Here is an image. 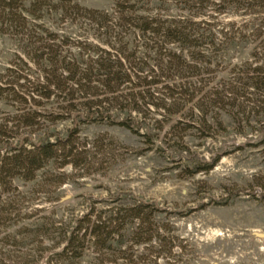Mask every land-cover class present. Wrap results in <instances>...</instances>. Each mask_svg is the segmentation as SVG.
<instances>
[{"label":"trees","instance_id":"trees-1","mask_svg":"<svg viewBox=\"0 0 264 264\" xmlns=\"http://www.w3.org/2000/svg\"><path fill=\"white\" fill-rule=\"evenodd\" d=\"M77 1L0 0L1 22L18 27L22 54L43 74L35 80L18 75L0 86V99L18 102V127L37 129L45 122L68 119L73 124L64 137H23L13 145V132L0 122V192L9 191L16 178L35 179L50 163L59 168L78 165L71 156L77 149L74 141L82 124L118 125L139 134L143 121L130 116L116 119L109 113L111 107L137 113L156 108L171 116L181 112L203 90L193 78L205 73L204 69L212 72L207 67L213 61L230 46L244 41L252 43L249 57L230 68L220 88L206 90L188 109L192 122L196 118L204 125L209 112L217 110L211 118L221 129V113L228 115L242 133V122L249 126L256 119L264 127V0H146L147 9L137 5L139 0H117L115 16L86 11L92 22L107 29L101 44L62 36L34 23L48 9L61 10L64 15L84 10ZM170 5L179 14H166ZM224 14L244 15L249 20L239 26L231 24L229 31L215 29L213 19ZM130 28L137 32L134 40L125 33ZM20 60L27 64L22 57ZM161 84L165 92H156ZM195 109L203 112L202 117L194 114ZM176 125L181 130L194 127L182 119ZM142 135L152 140V135ZM260 143L264 145V134ZM216 162H198L187 168L193 174L212 169ZM66 179L63 173L52 174L55 184ZM12 207L11 202L0 198V221L9 222L7 226L12 224ZM160 212L156 204L135 200L101 209L95 215L92 208L72 227L42 230L39 225L36 231L46 232L48 239L57 238L52 264H74L89 248L94 252V264H159L176 246L169 222L155 217ZM17 233L6 232L2 238L5 244L18 245Z\"/></svg>","mask_w":264,"mask_h":264},{"label":"rangeland","instance_id":"rangeland-1","mask_svg":"<svg viewBox=\"0 0 264 264\" xmlns=\"http://www.w3.org/2000/svg\"><path fill=\"white\" fill-rule=\"evenodd\" d=\"M116 1L78 0L84 10L64 15L61 10L48 9L34 23L62 36L101 44L107 29L92 22L86 11L115 16ZM137 5L147 9L146 0H139ZM169 7L166 14H179L174 5ZM248 20L244 15L224 14L213 22L215 29L229 31L231 24L239 26ZM125 33L130 40L137 38V32L131 28ZM20 38L18 27L0 19V86L16 80L18 75L30 80L43 75L38 65L22 54ZM251 48V41L230 46L207 67L212 72L206 73L204 69L205 73L194 77L193 81L203 90L181 112L171 116L156 108H144L137 113L111 107L109 113L116 119L130 116L143 121L139 134L118 125L82 124L74 141L77 149L71 156L78 165L70 163L59 168L50 163L31 181L14 179L9 191L0 192L1 200L13 205L12 224L7 226L9 222L0 221V264H52L57 238L51 240L46 232L36 231L39 225L42 230L72 227L76 219L92 208L95 215L101 209L129 205L135 200L156 204L162 211L156 213V219L169 222L176 235L171 255L160 259L159 264H264V239L253 234L264 233V145L260 143L264 127L253 119L249 126L242 122V133L228 115L221 113V129L211 118L217 110L209 112L204 125L196 118L192 122L188 109L199 102L206 90L220 88L227 81L230 68L247 59ZM161 86L155 91L159 92ZM194 114L202 117L203 112L195 109ZM15 115L18 102L7 103L1 98L0 122L13 132V145L23 137H64L73 127L72 119L45 122L37 129L18 127ZM179 119L193 123L194 127L177 128ZM142 134L152 135V140ZM216 159L210 170L190 174L187 168ZM60 173L67 176L66 182L55 184L52 174ZM16 230L18 245L5 244V233ZM41 235L44 240L40 244ZM74 264H94L93 249H87Z\"/></svg>","mask_w":264,"mask_h":264},{"label":"water","instance_id":"water-1","mask_svg":"<svg viewBox=\"0 0 264 264\" xmlns=\"http://www.w3.org/2000/svg\"><path fill=\"white\" fill-rule=\"evenodd\" d=\"M253 234H254L255 236H257V237H261V238L264 239V233H262V232H254Z\"/></svg>","mask_w":264,"mask_h":264}]
</instances>
